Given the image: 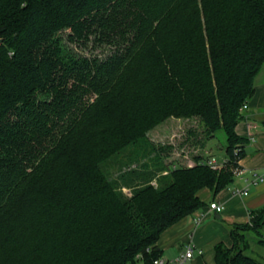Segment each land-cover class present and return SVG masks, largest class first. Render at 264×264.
I'll use <instances>...</instances> for the list:
<instances>
[{
    "label": "trees",
    "instance_id": "1",
    "mask_svg": "<svg viewBox=\"0 0 264 264\" xmlns=\"http://www.w3.org/2000/svg\"><path fill=\"white\" fill-rule=\"evenodd\" d=\"M261 72L264 0H0V264H155L161 233L206 204L198 191L233 181ZM170 116L202 126L194 164L155 145L140 167L146 154H117ZM229 226L216 264H259L246 251L264 206Z\"/></svg>",
    "mask_w": 264,
    "mask_h": 264
},
{
    "label": "crops",
    "instance_id": "2",
    "mask_svg": "<svg viewBox=\"0 0 264 264\" xmlns=\"http://www.w3.org/2000/svg\"><path fill=\"white\" fill-rule=\"evenodd\" d=\"M239 135L247 138L243 143L245 153L238 165L245 168L242 175H234L231 183L214 195L209 188L198 191L199 197L206 204L193 213L184 216L160 235L157 245L166 259H173L189 246L195 250L186 264H216L215 246L219 242L232 244L229 223L245 221L252 210L264 206V76L256 80L255 92L244 108V117L236 126ZM214 140H210L203 151L208 158L225 159V151L218 154ZM190 162H195L192 158ZM194 164V163H193ZM192 165V164H190ZM236 188L247 189L249 194L237 193ZM224 205L221 212L210 207L212 201ZM220 214L218 217L216 214ZM249 246L246 251L259 264H264V236L253 231L248 233ZM201 251V252H200Z\"/></svg>",
    "mask_w": 264,
    "mask_h": 264
},
{
    "label": "rangeland",
    "instance_id": "3",
    "mask_svg": "<svg viewBox=\"0 0 264 264\" xmlns=\"http://www.w3.org/2000/svg\"><path fill=\"white\" fill-rule=\"evenodd\" d=\"M73 47L78 53L81 54L102 53L101 48L93 49L76 45H74ZM263 74L264 73L261 72L260 76H263ZM192 128L197 130L198 133H201L202 126L198 122L197 118H180L170 116L148 129L146 132L145 141L137 145H129L125 150L117 154H134V152L136 151H138V154H146V152L144 153L143 151L144 148H147L149 150L152 146L155 145L161 148L159 151L161 154H168V156H166L165 158V162L167 163V165H171V162H177V165L193 164L195 162L189 161L192 159V156L194 154V147H189V143L191 142L190 139L193 136L189 133V130H191ZM214 144H216V147L219 149L223 147L224 134L222 132H219L218 135L214 138ZM170 145L172 147H169V149H162ZM219 149H216V151H218L217 153L222 154V151H224V149L222 151H220ZM148 154L149 155L146 154L142 156L141 160L139 161V167L143 162L149 161L151 155L156 154V152L149 151ZM136 165L137 163H132L129 167L136 168ZM161 173L166 172H158V174L152 179V183H154L156 186L158 185V175Z\"/></svg>",
    "mask_w": 264,
    "mask_h": 264
},
{
    "label": "built area",
    "instance_id": "4",
    "mask_svg": "<svg viewBox=\"0 0 264 264\" xmlns=\"http://www.w3.org/2000/svg\"><path fill=\"white\" fill-rule=\"evenodd\" d=\"M248 105L245 104L243 107L246 108ZM225 159L219 160L217 157L212 156L208 159V163L214 167V168H221L225 164ZM168 172L167 170L165 171ZM234 175H242L246 172L245 168L241 166H237L233 170ZM264 177H261L263 179ZM237 193H243V194H249V191L247 189H240L236 188ZM210 207L212 209H215L217 212H221L224 208V205L219 203L218 201L214 200L210 203ZM201 252V251H200ZM195 254V250L192 246H189L184 252L180 253L177 257L173 259H166L163 256H160L154 260L155 264H186L187 260L192 258Z\"/></svg>",
    "mask_w": 264,
    "mask_h": 264
},
{
    "label": "water",
    "instance_id": "5",
    "mask_svg": "<svg viewBox=\"0 0 264 264\" xmlns=\"http://www.w3.org/2000/svg\"><path fill=\"white\" fill-rule=\"evenodd\" d=\"M216 215H217L218 217H220V214L217 213Z\"/></svg>",
    "mask_w": 264,
    "mask_h": 264
}]
</instances>
